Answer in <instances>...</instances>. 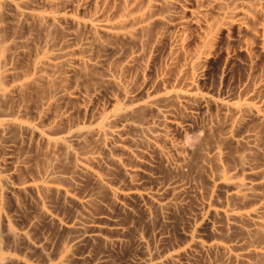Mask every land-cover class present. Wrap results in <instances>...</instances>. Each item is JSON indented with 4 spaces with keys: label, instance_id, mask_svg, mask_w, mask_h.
I'll use <instances>...</instances> for the list:
<instances>
[{
    "label": "bare ground",
    "instance_id": "bare-ground-1",
    "mask_svg": "<svg viewBox=\"0 0 264 264\" xmlns=\"http://www.w3.org/2000/svg\"><path fill=\"white\" fill-rule=\"evenodd\" d=\"M182 14L189 17L183 25L203 29V40L201 51L186 61L188 77H181L180 87L126 83L122 73L139 61L144 35L156 27L170 29ZM262 25L264 34V0H0V264H33L31 252L47 264H85L84 254L76 257L78 249L95 242L120 246V239L105 234L117 232L116 225L105 228L79 215L90 213L98 200L91 188L78 194L77 186L87 177L115 205L144 198L109 184L121 177L134 185L139 171L128 162L142 154L173 175L154 195L161 217L178 215L187 208L183 198L193 194V204L208 198L205 215L221 225L209 217L202 230L194 224L182 246L149 248L140 240L138 264H197L194 256L206 253L218 256L206 264H264V77L239 100L201 93L196 85L197 73L226 33L238 30L242 38ZM151 48L155 61L172 58L173 45L161 33ZM103 95H111L110 106L90 113L88 106ZM210 108L216 117L208 119ZM198 114L207 122L196 131ZM22 145L40 149L37 167H28ZM4 197L17 207L19 199H29L39 217L17 229L20 219L6 214ZM65 206L73 211H65L69 217L62 213ZM43 224L58 235L55 262L45 249L48 238L37 235ZM3 234L8 246H23L17 248L23 256L13 247L14 253L4 251ZM94 264L112 262L104 253Z\"/></svg>",
    "mask_w": 264,
    "mask_h": 264
},
{
    "label": "rangeland",
    "instance_id": "rangeland-1",
    "mask_svg": "<svg viewBox=\"0 0 264 264\" xmlns=\"http://www.w3.org/2000/svg\"><path fill=\"white\" fill-rule=\"evenodd\" d=\"M114 1L118 2V0H114ZM188 19L189 17L187 15L182 14L180 16V20L170 29L163 31L161 27H156V29H153L147 32L144 35L145 47L140 52V55H141L140 59L131 68L124 69L122 73L123 80L126 83H134L138 85L144 82L153 83V82L160 81L161 82V86L159 87L160 89H164L168 91L173 90V89H178L180 87L181 77H188V73L186 70L187 59L190 56L197 54L202 49L203 29L197 27L196 25H191L188 27L183 25V23H185ZM262 27L263 25L258 26L259 29L257 33L245 34L242 38L239 37L238 30L233 31L234 33L230 31L226 33L227 34L226 39L224 40L223 43H220L221 44L220 46L218 44L211 49L208 55V58H207L208 61L206 60L207 62L200 69V71L198 72L199 74L197 73V77H196L197 78L196 85L199 91L200 90L202 91V92L200 91L201 93H205V94L210 93L208 95H213L212 93H214L216 97L220 95L221 96L220 99L223 98L224 100H230L231 97H232L231 100H233L235 97L237 100L246 98L243 95V93L245 94L246 91H249L247 90L249 87L252 88V85L258 83L257 81H261L264 77V72H263L264 70V34L261 31ZM160 33L165 41H169L173 45V53L171 55L172 58L170 56L171 59H169L166 56H163L162 58L155 61L154 52L152 51L151 46L153 45L154 39H156L157 36L160 35ZM225 41H228V42H225ZM114 94L115 96L120 98L118 93L115 92ZM238 95L240 96L238 97ZM110 97L111 95H103L100 101L88 106L89 112L95 113V112L100 111L103 108L109 107L110 101H111ZM78 106L84 107V104L79 103ZM209 110L211 111H209L210 115H207L209 116L208 119L210 118V116L216 117V113H215L216 111H214L215 108H213V110L212 108H210ZM207 116L205 115L204 117L202 114H198V117L196 118L197 121L195 120L196 122L194 125L195 130L198 127H203V124L207 122ZM29 118L31 119V116H29ZM201 132L203 131L201 130ZM22 147H25V145H22ZM30 147L31 146H27L25 148H22V149L19 148V149L22 151L26 149L25 154H24L25 157H26V154L30 156L32 155L31 157L27 155V157H29V158L26 157L27 159H29L27 160L28 161L27 165L28 167H30L29 164H31V167L33 166L35 168V166L37 167L39 165L38 159L41 162L42 155H40L41 154V151H39L40 149L37 150L35 147H31L30 149ZM33 148L35 149L34 151H33ZM28 150H31L34 153L30 154L29 153L30 151L28 152ZM22 151L20 152L23 154ZM37 151L39 152L37 153ZM37 156H39L40 158ZM128 165L136 167L139 171L138 174L134 178V181H133L134 185L126 184L124 179H122L121 177H119L117 180L112 179V182H110L109 184L113 186L114 188H123L125 190H130L134 193L143 194L144 198H140L137 195H135L136 197H131V198L122 200L123 202L121 201L120 203L121 205H115L108 198V196H106V193L103 190V188L95 184L92 185V183L89 185L90 182L88 181L89 179L87 177L85 178H87L88 184L85 178L84 179L82 178L84 182L83 181L81 182V180H80V183L78 182L79 186L82 183L85 185L87 184V186L81 185L80 188H83V189H80L79 186H77V190H78L77 193L78 194L81 193V191L82 190L84 191V189L85 190H89L90 188L93 189V190L90 189L89 191L93 192V195L97 197L98 204L92 210H90V213L87 212L89 210L87 211L79 210L78 211V209L76 208L73 210L74 205L72 204H70L69 207H72L73 211L75 210L78 211L79 215L82 216L83 218L85 217L84 219L86 220L91 219V218L95 219L97 225L103 226L105 228L112 227L111 225H116L115 228H117V232L116 231L106 232L105 234L107 237L111 239L118 238L122 241V244L120 245L121 247L113 246L112 248L111 246L110 248V246H108L105 243L95 242L93 245L92 243H90L91 245L89 244L88 246H86L87 248L86 247L80 248L82 249V252L80 251V249H78L76 251V254H77L76 257H80V254L81 256L82 254H84L85 256L84 259L87 258L86 260H83L84 261L83 263L86 262L85 264H88V263L94 264V261L96 262V260H98V256L99 258H102V255L104 257V253H105V257L108 260H110L112 264H138V262L140 261L143 255L140 249V245H139L140 240L145 242L149 248L155 245L162 246L161 249L167 246L176 247V245L179 246V244H181L180 246H182L183 245L182 243H186V240H185L186 238L183 239V237H185L184 233L185 235L191 233L189 231L193 230L195 226L194 224H196L198 229L200 228L199 230H202L203 228H205V223L209 222V219H211L210 221H213L211 217L205 215L206 213L205 204L207 205L208 198H206L205 196L203 198H200L198 204H193L196 201V200L195 201L193 200V199H196L195 195L193 196V194H192L193 198L191 195H188L190 198L187 196H185L186 198H183L182 203L184 205L186 204L187 208H185L184 206V209H182L181 212L178 211V213H176L178 215L174 214L176 217L173 215H166L164 217H161L162 215L159 213L157 208L153 206L154 205L153 203L155 201L154 195L170 184L168 182L170 179L173 178V175H171L169 171L167 172L165 170V166H163L162 163H160L158 159H156L150 154H142L135 161H132V162L129 161ZM162 166L164 167V169ZM168 166L172 167V163L170 162ZM31 167L30 169H32ZM29 172L25 174H32V171H29ZM23 174L24 173H22V175ZM25 174L23 175L24 178H22V175H20L22 179L26 178L25 176L27 175ZM99 197L101 198L99 199ZM22 199L23 200L25 199V200L24 201L21 199L18 200L19 201L18 207L20 206L23 207V208L20 207L21 210H19V208L16 205L12 206L13 205L12 202H11L12 204L11 205L8 202L9 200L6 197L3 198V203L6 206V207L4 206L5 207L4 210H6L5 211L6 214L8 213L10 217L13 216L12 217L13 219L15 217L14 219L15 221H18L17 219H20L19 220L20 222L18 221V222H15L14 224L17 229L19 228L26 229L28 227V221L39 217L35 209V206L33 208V204L29 201V199L27 200L24 197ZM215 200L216 198L213 200L212 203L216 204ZM25 201H28V202H25ZM5 202H8V203H5ZM15 207L18 209H13ZM66 207L67 206L62 208L63 209L62 213L63 212L65 213V211H67L69 213L68 215H71L73 211L67 210L69 207L67 208ZM69 211L71 212V214ZM20 213H22V216ZM64 215H65L64 217L68 216L67 213H65ZM203 215H204V220H202ZM205 220H207V222ZM213 222L217 226L221 225L220 224L221 222L220 220L218 221V219L216 222L215 221ZM42 226H45V227H42ZM42 226H40L42 229H39V230H42L43 232L37 231L38 233L37 235L40 236L41 234H45L42 236H45L46 239L48 238L47 239L48 243L45 245V249L48 248L47 253L48 251L49 253L48 254L46 253V254L50 255L49 257L52 258L51 260L55 262L56 258L54 260V257H55V253L57 249L56 243L58 242V237H56L58 236L56 234L57 232L56 233L54 232L56 230L55 228L53 229L52 225L51 227H49L50 225L47 224V226L50 229L47 228L46 225L44 224ZM179 232L181 233L179 234ZM204 233L206 232H202L203 234L202 237L204 239L206 235L204 240L208 241L207 237L209 239V234L206 233L204 235ZM3 238H4L3 242L8 241L4 234H3ZM49 240H52V242ZM6 245L7 247H4V251H8L10 249L12 250V247L14 249L18 248L22 251V248H23V246L21 245L20 247H14L11 245L8 246V242L5 243V246ZM18 249H17V252H19V254L15 250L13 251L10 250V251L12 253H14L15 251L14 254L20 256L21 251ZM83 250L85 252H83ZM21 254L23 256L24 253L21 252ZM29 254H30L29 258L34 256L32 257V259H30V261L33 264H41V262L42 264L44 263L47 264L44 256L41 257V254L38 255L32 252ZM196 256H198V258ZM194 257H196L194 258L196 261L194 259L193 260L194 262H198L197 264H206L207 262L210 263V262H214L215 260H217L215 262H218V256L216 259L215 254L210 255V253H206L205 255L202 254V256L201 254L199 255L196 254Z\"/></svg>",
    "mask_w": 264,
    "mask_h": 264
}]
</instances>
